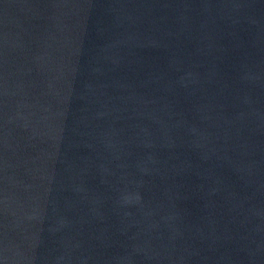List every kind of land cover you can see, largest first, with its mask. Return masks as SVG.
<instances>
[{
  "label": "water",
  "instance_id": "water-1",
  "mask_svg": "<svg viewBox=\"0 0 264 264\" xmlns=\"http://www.w3.org/2000/svg\"><path fill=\"white\" fill-rule=\"evenodd\" d=\"M0 264H264V0H0Z\"/></svg>",
  "mask_w": 264,
  "mask_h": 264
}]
</instances>
